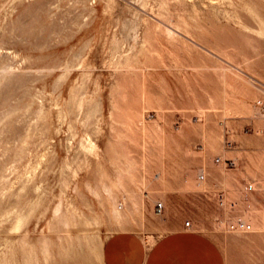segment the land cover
I'll use <instances>...</instances> for the list:
<instances>
[{
    "label": "rangeland",
    "instance_id": "1",
    "mask_svg": "<svg viewBox=\"0 0 264 264\" xmlns=\"http://www.w3.org/2000/svg\"><path fill=\"white\" fill-rule=\"evenodd\" d=\"M108 1L0 0V44L6 40L5 46L10 51H18V61L21 56L30 54L36 65L57 66V71L46 80L51 93L44 99V102L47 99L46 108L52 110L53 129L56 127L52 138L56 157L50 171V186L56 196L63 190V181L75 184L89 174H97L94 171L100 162L89 149L90 139L103 148L115 140L108 117L112 89L119 76L114 66L129 53L133 42L124 23L130 25L136 21L143 28L145 17L152 22L160 18V0H145L146 5L143 1L114 0L111 6L107 5ZM171 10L175 19L188 13L185 19L189 26L180 29L181 36L173 43L174 47L168 45L164 49L166 63H157L160 70L148 79L152 102L160 100L167 107L166 116L161 120L166 126L164 143L160 142L158 130L153 129L156 139L150 143L152 160L148 163L154 182L165 181V184L160 189L146 190L145 195L154 194L156 202L152 211L146 212L145 222L138 217L131 227L138 230L142 225L149 226V231L157 232L158 238L161 231L151 224L180 218L184 224L190 221L192 227L213 237L228 264H264V117L259 114V107L255 108L253 116L245 107L253 105L257 99H264V0H181L173 2ZM165 23L174 26L168 21ZM115 38L121 45L117 57L113 55ZM86 57L89 59L83 63ZM68 63L73 64V72L67 81L55 88L56 77ZM222 65L228 67L227 74L231 75L229 104L232 113L225 109ZM37 83L42 85L39 87ZM44 84L45 79L33 78L27 83L20 80L0 82V119L4 111H12L6 121V131L0 137V169L12 159L11 152L25 131L31 110L25 105L31 103V94L42 89ZM75 87L88 99L82 112L72 108ZM210 94L215 97V104L211 103ZM200 106L206 108V113L198 111ZM154 107L150 105L146 110L147 119L152 123L160 120L158 109ZM137 154L141 162V152ZM218 157L233 160L235 167L218 163ZM86 166L94 170L88 172ZM203 170L205 180L199 177ZM229 172L236 173L238 179L225 182L226 174L232 180ZM187 181L195 184L189 185ZM203 181L207 183L205 190L198 187ZM250 184L253 189L247 188ZM78 201L79 211H90L86 200ZM158 202H164L165 211L157 216ZM247 204L257 210L254 216L248 217L253 222L247 220L252 229H231L233 222L245 220L240 209L247 208ZM48 216L51 217V212ZM91 216L96 218L95 214ZM49 217L41 220L38 233L43 229L49 231ZM110 231L101 227L94 232L95 237L70 249V253L64 249V239L57 232L51 233L53 252L46 264H103L96 245ZM5 237L6 233L0 231V239Z\"/></svg>",
    "mask_w": 264,
    "mask_h": 264
},
{
    "label": "bare ground",
    "instance_id": "2",
    "mask_svg": "<svg viewBox=\"0 0 264 264\" xmlns=\"http://www.w3.org/2000/svg\"><path fill=\"white\" fill-rule=\"evenodd\" d=\"M136 1H143L142 4L146 5L145 0ZM180 1L160 0V18L152 22L148 16L145 17L142 20L143 28L136 21L130 25L124 23L127 35L133 42L129 53L116 61L114 66L115 73L119 76L115 84L113 83L112 107L108 112V117L111 133L115 140L112 137L109 138V141L110 139L112 141L108 142L109 145L106 148H103L97 141L90 139L89 149L100 162L98 168L96 167L97 170L94 171L97 174H89L87 178L83 177L81 181L75 184L68 180L63 181L64 187L58 196L55 195L53 187L50 186V171L56 157L52 149L53 130L56 127L53 129L54 126H52V123H54L52 121V110L47 109L45 105L47 99L44 102V99L51 93L47 87L46 80L57 71V66L49 64L36 65L33 56L30 54L21 56L18 61L17 59L20 56L18 51H10L5 46L6 40L1 42L0 82L4 80H20L23 83H27L33 78V80L45 79V84L42 89L35 90L31 94V103L25 105L29 110L31 109L25 131L20 136L13 152H11L12 159L6 161L0 169V231L6 233V237L2 240L0 239V264H46L51 257V252H53L51 233L57 232L64 239V249L70 253V249L83 245L89 241L90 237L96 236L94 232L99 231L101 227H106L111 230L110 233L106 235L103 241H98L96 245V249L101 254V261L105 264L102 250L106 239L119 230H135L131 227V223L133 220H137L138 217L142 219L143 223L145 222L146 212H151L152 205L156 202L154 194L149 197L145 195L146 190L160 189L165 184V181H162L161 184L154 182L155 179L150 174L148 163L152 160L149 150L150 143L153 139H156L153 135V129L158 130L157 135L160 138V142L164 143L166 126L161 120L166 116L165 110L167 108L160 100L156 103L152 102L148 92V79L160 70L157 63H166L164 49L168 45L174 47L173 43H176L179 40V36H181L180 29L189 26L185 19L188 13L185 17L180 14L177 19L173 16L171 6L173 2ZM114 3V0H109L107 5L111 6ZM176 7L179 8L178 5ZM138 12L140 11L138 10ZM165 21L172 23L174 26L167 25ZM108 22L107 24H109ZM164 38L173 45L168 44ZM119 52L121 53V45L115 38L113 42L114 57H117ZM88 59L86 57L83 63L88 61ZM221 69L224 72V99L227 101L225 109L227 113H232L233 111L229 104V90L232 88V81L229 76L231 75L227 74L229 72L228 67L224 66ZM73 70V64L68 63L65 65L62 71L60 70L59 76L56 77L55 88L67 81ZM41 85L39 84V87ZM260 89L262 90V88ZM87 100L84 92L80 88L75 87L71 98L73 110L82 112ZM210 101L215 104V97L211 94ZM259 101V99L256 100L257 105L255 102L253 105L245 106L252 116L255 113V108L259 107ZM103 104V109L106 110V104ZM150 105L155 106L158 109L157 112H159L160 120L153 123L149 122L146 116V110ZM198 111L204 114L207 110L200 106ZM11 114L12 111L9 109L3 112V116L0 119V137L6 131V121L11 117ZM80 114L82 115V113ZM259 114L264 117L260 107ZM100 121L103 123V120ZM81 130L83 131L82 128ZM206 133L207 131L205 130L204 134L207 136ZM137 151L141 152V162L138 159ZM88 169V172L94 170L91 167H88ZM109 169L110 171L112 169V171L110 172ZM205 173V170H203L199 177L201 178L202 175H205L206 179ZM71 175L73 176V174ZM13 176L15 180H13ZM228 176L232 177V180L226 174L225 182L232 183L238 179L236 173H231ZM81 182H83V185ZM188 183H190L189 185L192 184V186L195 184L192 181ZM206 184L203 181V183L198 184V187H203V190H205L204 186ZM71 195H73V198H71ZM247 199L250 200L248 197ZM78 200H86L88 209L92 213L94 212L96 218L91 216L94 214H89L90 211L88 212L85 209L79 211ZM94 204L95 206L97 205V208L95 207L96 210L93 208ZM242 208L240 210H243L245 214L244 221H252L248 217L257 213L255 206L248 205L247 208ZM98 210L100 213L97 212ZM238 211L235 210V212ZM50 212L51 217L48 216ZM262 213L264 215V212ZM45 217H49V231L43 229L38 233L37 226ZM104 220H108V222L105 223ZM136 223L140 224L138 221ZM139 229V231H145L143 225ZM53 235L55 236V234ZM144 238L149 246L153 244L155 239L154 235L150 233L144 234Z\"/></svg>",
    "mask_w": 264,
    "mask_h": 264
},
{
    "label": "crops",
    "instance_id": "3",
    "mask_svg": "<svg viewBox=\"0 0 264 264\" xmlns=\"http://www.w3.org/2000/svg\"><path fill=\"white\" fill-rule=\"evenodd\" d=\"M156 213V208H155ZM158 216L159 214L156 213ZM161 231L119 230L105 241L102 256L105 264H228L218 242L206 232L186 227L182 219L151 224ZM155 239L149 246L144 234Z\"/></svg>",
    "mask_w": 264,
    "mask_h": 264
},
{
    "label": "built area",
    "instance_id": "4",
    "mask_svg": "<svg viewBox=\"0 0 264 264\" xmlns=\"http://www.w3.org/2000/svg\"><path fill=\"white\" fill-rule=\"evenodd\" d=\"M258 105L260 107V110L262 111L263 115H264V99L260 100L258 102ZM216 161L220 164H226L227 167H235L236 163L233 160H223L221 157H218L216 159ZM201 179H205V175L201 176ZM248 189H253V185L250 184L248 187ZM165 211V204L164 202H158L156 205V213L159 215H163ZM186 227L190 228L192 227V223L190 221H187L185 223ZM231 229L234 230H242V231H250L252 229V225L249 224L248 222L244 221L243 219H240L236 222H233L231 224Z\"/></svg>",
    "mask_w": 264,
    "mask_h": 264
}]
</instances>
